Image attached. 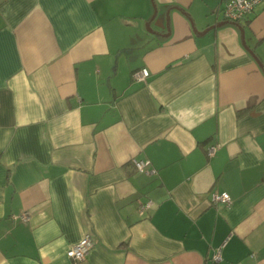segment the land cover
<instances>
[{
  "label": "crops",
  "instance_id": "1",
  "mask_svg": "<svg viewBox=\"0 0 264 264\" xmlns=\"http://www.w3.org/2000/svg\"><path fill=\"white\" fill-rule=\"evenodd\" d=\"M224 3L0 0V264H264V0Z\"/></svg>",
  "mask_w": 264,
  "mask_h": 264
},
{
  "label": "built area",
  "instance_id": "2",
  "mask_svg": "<svg viewBox=\"0 0 264 264\" xmlns=\"http://www.w3.org/2000/svg\"><path fill=\"white\" fill-rule=\"evenodd\" d=\"M263 0H225L224 3V16L229 21H238L246 18L255 8L256 5L260 4ZM134 77L138 80L145 81L146 77L149 75V70L143 68L134 72ZM217 146L213 145L208 149L209 155H214ZM136 169L139 172L146 174H156L157 170L149 167V162L146 160H134ZM210 200L212 203H223L229 205L232 201L230 194L226 191L218 192L212 191L210 194ZM153 208V202L148 201L140 206L141 213L146 212ZM16 218V217H15ZM21 219L26 221L28 219V213L21 216ZM94 240L91 235H85L78 243L71 246L68 250V257L75 261L80 262L86 259L87 255L90 253L91 249L94 247ZM223 246H219L213 249L211 257L207 264H222Z\"/></svg>",
  "mask_w": 264,
  "mask_h": 264
},
{
  "label": "trees",
  "instance_id": "3",
  "mask_svg": "<svg viewBox=\"0 0 264 264\" xmlns=\"http://www.w3.org/2000/svg\"><path fill=\"white\" fill-rule=\"evenodd\" d=\"M223 10H224V8H223ZM222 10V11H223ZM223 14H224V12H223ZM225 17V16H224ZM226 19V18H225ZM227 20V19H226ZM227 21H229V20H227ZM239 21H241V20H238V21H229V22H232V23H237V22H239Z\"/></svg>",
  "mask_w": 264,
  "mask_h": 264
}]
</instances>
